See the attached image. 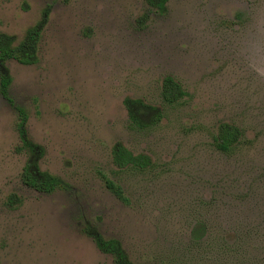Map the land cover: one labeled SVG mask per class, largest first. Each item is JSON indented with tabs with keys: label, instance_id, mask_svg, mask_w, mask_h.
Here are the masks:
<instances>
[{
	"label": "rangeland",
	"instance_id": "rangeland-1",
	"mask_svg": "<svg viewBox=\"0 0 264 264\" xmlns=\"http://www.w3.org/2000/svg\"><path fill=\"white\" fill-rule=\"evenodd\" d=\"M144 14V0H0V33L19 44L40 30L36 63L7 66L42 147L17 149V112L0 95V264H113L86 228L138 264H264V0ZM167 76L187 92L177 104L162 99ZM222 122L245 132L230 155L214 143ZM118 143L149 167L115 166ZM33 160L62 188L26 185ZM198 224L208 233L195 240Z\"/></svg>",
	"mask_w": 264,
	"mask_h": 264
},
{
	"label": "trees",
	"instance_id": "trees-1",
	"mask_svg": "<svg viewBox=\"0 0 264 264\" xmlns=\"http://www.w3.org/2000/svg\"><path fill=\"white\" fill-rule=\"evenodd\" d=\"M145 2V19L153 15H165L168 12L169 0H144ZM40 37L39 28L35 27L28 31L24 40L19 44H15V37L8 34L0 33V95L6 102L12 106L17 112V120L15 129L19 138L18 150L26 151L33 156H37L42 152V147L34 143L28 133L27 125L29 114L27 110L18 105L11 95L10 89L13 77L7 66V61L15 59L18 62L31 65L36 63L38 42ZM187 92L182 85L173 77L167 76L164 78L161 85V96L167 104H177L185 96ZM143 105L141 101H136ZM132 101L127 100L126 105L130 107ZM152 110V122L157 123L161 119V112L152 106H146ZM131 121L139 126H145V123L130 110ZM246 141L245 132L241 127L234 123L222 122L219 124L216 135L214 137L215 147L218 151L230 155L237 150ZM113 163L120 169H146L150 165V159L144 155H135L132 151L126 148L123 144L118 143L113 149ZM106 187L121 201L128 202L123 188L114 181L104 177ZM23 182L42 193H53L62 188V181L59 177L41 171L37 160L27 163L22 172ZM84 231L93 239L98 249L112 257L113 264H138L131 260L129 254L124 249L123 244L118 239H107L101 234L91 230ZM193 237L195 240L205 237L208 233V227L204 224H198L194 227Z\"/></svg>",
	"mask_w": 264,
	"mask_h": 264
}]
</instances>
